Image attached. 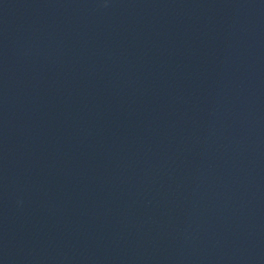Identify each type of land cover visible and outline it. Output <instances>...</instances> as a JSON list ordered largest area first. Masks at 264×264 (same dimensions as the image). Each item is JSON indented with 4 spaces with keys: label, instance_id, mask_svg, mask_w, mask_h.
<instances>
[{
    "label": "water",
    "instance_id": "95a60500",
    "mask_svg": "<svg viewBox=\"0 0 264 264\" xmlns=\"http://www.w3.org/2000/svg\"><path fill=\"white\" fill-rule=\"evenodd\" d=\"M0 264H264V0H0Z\"/></svg>",
    "mask_w": 264,
    "mask_h": 264
}]
</instances>
